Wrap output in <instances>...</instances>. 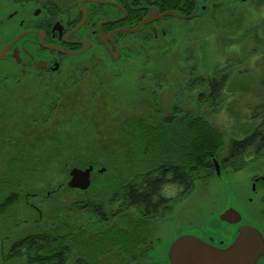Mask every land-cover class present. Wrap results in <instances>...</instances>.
Listing matches in <instances>:
<instances>
[{
	"label": "rangeland",
	"instance_id": "rangeland-1",
	"mask_svg": "<svg viewBox=\"0 0 264 264\" xmlns=\"http://www.w3.org/2000/svg\"><path fill=\"white\" fill-rule=\"evenodd\" d=\"M216 2L223 5L214 19H166L163 23L168 28L159 33V39L166 38V42L149 46L148 61L133 56L119 75L113 74L116 70L112 65L120 67V60L113 64L101 53L92 60L87 58L101 49L97 46L86 54L66 59L80 68L74 82H65L57 76L41 77L38 73L29 79H7L15 65L1 61L0 199L17 192L15 211L36 217L35 221L42 220L41 224L52 228L57 221L67 218L74 198L99 197L105 201L108 212L109 208L116 211L125 208L122 212L138 214L126 209L121 197L120 202L117 199L110 202L109 192L127 180L117 173L128 163L122 154L127 153L126 145L121 146L124 129L130 117L145 116L153 109L168 113L177 101L181 113H201L225 133L228 142L242 139L256 127L264 132V0H250L244 5L235 0ZM216 74L227 77L225 102L220 109L206 98L199 102V94L208 92V84L199 79ZM49 85H57L55 90L60 95ZM40 138L47 140L44 146L38 143ZM129 150L132 151L131 146ZM228 152L225 149L218 158L221 175L215 169L216 176L208 184L198 182L187 197L177 185L169 184L165 189V194L173 199V210L165 223L166 238L155 250L159 259H164L178 231L216 233L226 224L216 215L218 211L228 205L253 206L255 211L256 203L262 204V199L255 197L250 206L249 198L255 195L253 177L264 175V147L259 153L250 150L244 154L237 166L231 161L224 163ZM90 164L96 166L95 179L108 169L113 172L108 186L102 185L107 192L105 188L88 193L68 190L70 171ZM102 168L105 171L98 170ZM241 169L250 177L249 187L239 178L238 173L244 175ZM62 184L65 192H57ZM242 186L245 188L240 191L246 200L236 197ZM59 208H62L60 217L56 214ZM82 213L78 215L76 233L80 228L95 234L115 223L111 220L106 226L93 215ZM29 224L0 229V263L10 264L3 255L14 239L33 231H27ZM4 226L1 222V228ZM123 256L118 252L117 261L105 256L106 261L101 264H122ZM22 260L27 262L25 257ZM76 262V253H70L68 264ZM154 262L155 259L143 260L141 264Z\"/></svg>",
	"mask_w": 264,
	"mask_h": 264
},
{
	"label": "trees",
	"instance_id": "trees-1",
	"mask_svg": "<svg viewBox=\"0 0 264 264\" xmlns=\"http://www.w3.org/2000/svg\"><path fill=\"white\" fill-rule=\"evenodd\" d=\"M226 78L225 74L200 78L203 84H208V92L199 94V102L208 99L220 109L225 102ZM180 110L177 101L168 113L153 109L145 116H132L124 129L121 146L126 145L129 155L122 154L128 163L117 173L120 172L127 180L109 192L112 194L110 202L119 201L121 197L126 209L136 210L138 214L122 212L125 208H117V211L109 208L108 212V206L99 197L74 198L67 218H58L51 234L28 236L14 242L6 255L8 259L25 257L28 259L26 264H68L70 253H76L78 264H101L106 261L105 256L116 258L118 252L136 256L137 251H142L146 243L159 235V227L173 210V199L165 194L169 184L181 187L187 197L198 182L208 184L213 179L215 159L218 160L225 149L229 152L224 163L231 161L233 166H237L244 154L250 150L259 153L264 147V132L259 127L242 139L228 142L225 133L201 113L183 114ZM40 140L38 143L44 146L47 140ZM112 173L110 169L107 173H98V178H93L88 190L73 189L68 185L66 188L81 193L92 192L93 189L99 192L101 188L106 189L102 185L108 186ZM63 187L62 184L57 192H65ZM13 193L0 202V213L7 214L19 199L17 192ZM61 210L56 211L58 217ZM82 212L93 215L106 226L111 220L115 223L95 234L80 228L76 234L78 215Z\"/></svg>",
	"mask_w": 264,
	"mask_h": 264
},
{
	"label": "flooded vegetation",
	"instance_id": "flooded-vegetation-1",
	"mask_svg": "<svg viewBox=\"0 0 264 264\" xmlns=\"http://www.w3.org/2000/svg\"><path fill=\"white\" fill-rule=\"evenodd\" d=\"M235 1L244 5L250 0ZM222 5L223 2H216V0H0V62L6 61L15 65V70L9 73L10 77L7 79H29L38 73L41 77L57 76L65 82H74L80 68L70 64L66 59L86 54L97 46L101 49L90 53L87 58L92 60L93 56L98 57L97 53H101L113 64L120 60V67L112 65L116 70L113 74L119 75L125 68L124 64L129 63L133 56H142L145 61H148L149 46L158 41L166 42L165 37V39H159L161 36L159 33L168 28V24L163 23L166 19L197 21L206 20L207 17L216 18V11ZM153 7L159 10V14L173 12L176 15L154 20L134 32L133 30L148 17ZM22 33L25 34L9 47ZM148 42H150L149 45ZM56 86L49 85L54 93L60 95L55 90ZM94 171H96L95 166ZM240 172L244 175L238 173L239 178L243 180L242 183L246 187H249L250 177L244 170L241 169ZM245 186L239 187L237 191V197L241 200H246L245 195L240 191H243L242 188ZM263 190L264 175L253 177L252 192L255 195L249 198L250 206L255 197L258 200L261 198L262 204L264 203ZM2 201L3 199L0 200ZM262 204L256 203L255 211L253 206L240 207L241 223L233 225L224 221L226 224L218 232L203 234L206 235L204 239L219 247H228L236 238L238 229L246 223L252 224L255 229L261 231L264 239ZM13 205L7 214L0 213V229L9 230L12 226L30 222L31 226L27 228V231H33L11 242L4 254L5 260L10 264H26L27 258L26 263L22 258L8 259L6 255L11 246L14 242L28 236L51 234L52 227L41 224L42 220L35 221L36 217L17 213ZM221 213L220 210L216 215L220 217ZM1 222L7 227L1 228ZM165 223L159 227V235L146 243L142 251H137L136 256L124 255L123 259L121 258L122 264H141L143 260L154 261V259L156 260L154 264H168L165 258L159 259L156 253L158 246L166 238ZM193 226L194 224L189 229ZM185 232L193 231H178L176 237ZM110 258L115 261L118 259L114 256ZM76 263L78 264V259ZM256 264H264V252Z\"/></svg>",
	"mask_w": 264,
	"mask_h": 264
},
{
	"label": "water",
	"instance_id": "water-1",
	"mask_svg": "<svg viewBox=\"0 0 264 264\" xmlns=\"http://www.w3.org/2000/svg\"><path fill=\"white\" fill-rule=\"evenodd\" d=\"M168 15L175 16L176 14L173 12L159 14V10L153 7L148 17L133 31L135 32L143 25ZM24 34H20L9 47ZM215 167L217 175H221V164L217 159H215ZM93 171V165L86 168L74 167L70 171L71 179L68 186L74 189H89L92 184ZM100 171H105V168ZM221 211L219 218L223 222L227 221L233 225L241 223L240 207L228 205ZM201 235L203 234L185 232L175 237L167 247L164 260L168 264H256L264 252V239L261 236V231L255 229L250 223H246L238 229L236 238L228 247L214 245L204 239L206 235Z\"/></svg>",
	"mask_w": 264,
	"mask_h": 264
}]
</instances>
